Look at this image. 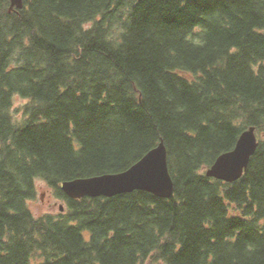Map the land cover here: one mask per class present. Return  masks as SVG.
I'll use <instances>...</instances> for the list:
<instances>
[{"label":"trees","instance_id":"16d2710c","mask_svg":"<svg viewBox=\"0 0 264 264\" xmlns=\"http://www.w3.org/2000/svg\"><path fill=\"white\" fill-rule=\"evenodd\" d=\"M251 126L242 177L208 176ZM161 141L169 198L62 189ZM0 264H264V0H0Z\"/></svg>","mask_w":264,"mask_h":264},{"label":"water","instance_id":"95a60500","mask_svg":"<svg viewBox=\"0 0 264 264\" xmlns=\"http://www.w3.org/2000/svg\"><path fill=\"white\" fill-rule=\"evenodd\" d=\"M23 6L24 0H10L11 10ZM258 146L256 127L251 126L241 133L233 149L217 157L206 174L226 182L238 180L248 168ZM62 189L71 198L111 197L135 190L169 198L174 194L175 185L169 170L168 151L164 141H161L124 171L66 180ZM60 209L63 211L64 206L61 205Z\"/></svg>","mask_w":264,"mask_h":264},{"label":"rangeland","instance_id":"374dc122","mask_svg":"<svg viewBox=\"0 0 264 264\" xmlns=\"http://www.w3.org/2000/svg\"><path fill=\"white\" fill-rule=\"evenodd\" d=\"M27 99L20 95H15L13 98L12 112L16 120H20L23 115V107ZM37 195L30 201L29 205L36 216H41L45 213H58L60 206L63 205L65 209L66 203L64 200L56 197L55 190L42 179L36 181Z\"/></svg>","mask_w":264,"mask_h":264}]
</instances>
